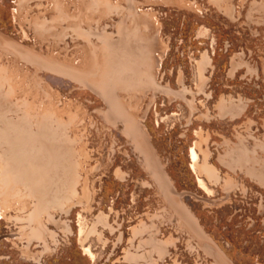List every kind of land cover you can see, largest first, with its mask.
<instances>
[{
    "label": "rangeland",
    "instance_id": "374dc122",
    "mask_svg": "<svg viewBox=\"0 0 264 264\" xmlns=\"http://www.w3.org/2000/svg\"><path fill=\"white\" fill-rule=\"evenodd\" d=\"M200 23L228 36L206 0H0V264H214L184 218L264 264V80L199 64Z\"/></svg>",
    "mask_w": 264,
    "mask_h": 264
},
{
    "label": "crops",
    "instance_id": "0c3cea01",
    "mask_svg": "<svg viewBox=\"0 0 264 264\" xmlns=\"http://www.w3.org/2000/svg\"><path fill=\"white\" fill-rule=\"evenodd\" d=\"M206 2L213 11L224 17L228 36L218 47L214 29L210 25L200 23L194 29V37L203 44L198 58L199 64L212 63L213 55L215 56L217 50H221L226 53L224 75L227 81H235L236 79L264 80V0H206ZM133 34L137 35L136 33ZM203 70L205 69L203 68ZM133 72L135 73V71ZM238 94L237 92L236 95ZM239 102H241L239 99L231 98L229 100L231 106L216 107L215 116L229 119L243 117L246 107H235ZM248 124V118L242 119L237 124V129L232 136H239L240 141H242L248 136L246 134L248 133L246 127ZM191 147L195 151L197 160L198 152L193 146ZM60 189L57 188L56 193ZM53 199L56 200V197ZM184 220V223L189 224V231L197 239L203 254L211 257L214 264H233L211 242V239L198 224H195L190 218H184Z\"/></svg>",
    "mask_w": 264,
    "mask_h": 264
},
{
    "label": "bare ground",
    "instance_id": "6f19581e",
    "mask_svg": "<svg viewBox=\"0 0 264 264\" xmlns=\"http://www.w3.org/2000/svg\"><path fill=\"white\" fill-rule=\"evenodd\" d=\"M81 4H82V3H81ZM81 6H82V5H81ZM84 8H85V6H84ZM84 8H83V9H84ZM68 22H69V21H68ZM34 66H35V65H34ZM106 71H107V70H106ZM104 74H105V73H104ZM83 75H85V74H83ZM86 75H87V74H86ZM87 76H89V75H87ZM102 77H103V76H102ZM103 78H104V77H103ZM130 79H131V78H130ZM2 81H3V80H2ZM127 82H128V81H127ZM22 112H23V111H22ZM5 114H6V111H5ZM23 114H24V113H23ZM46 114H47V113H46ZM2 115H3V113H2ZM17 115H18V114H17ZM5 116H6V115H5ZM5 116H4V117H5ZM6 117H7V116H6ZM49 118H50V117H49ZM47 119H48V118H47ZM1 120H2V119H1ZM9 120H11V119H9ZM43 120H46V119H43ZM54 120H55V119H54ZM20 121H21V119L19 120V122H20ZM23 121H25V120H23ZM26 121H27V119H26ZM33 121H34V120H33ZM49 121H51V119L48 120V122H49ZM0 122H1V121H0ZM29 122H30V121H29ZM29 122H25V123H29ZM35 122H36V121H35ZM39 122H41V121H39ZM45 122H46V121H45ZM21 123H22V121H21ZM30 123H32V122H30ZM52 123H53V122H52ZM23 124H24V123H22V125H23ZM49 124H50V123H49ZM34 125H35V124H34ZM45 125H46V124H45ZM24 126H25V124H24ZM27 126H28V125H27ZM27 126H26V127H27ZM39 126H41V125H39ZM59 126H60V125H59ZM59 126H58V127H59ZM128 126H129V128H130V126H132L131 122H128ZM60 127H61V126H60ZM29 128H30V127H29ZM0 129H1V128H0ZM2 129H3V128H2ZM9 131H11V130H9ZM25 131H26V128H25ZM27 131H28V130H27ZM29 131H30V130H29ZM29 131H28V132H29ZM31 131H32V130H31ZM23 132H24V131H23ZM32 132H33V131H32ZM39 132H40V131H39ZM42 132H43V131H42ZM45 132H46V131H45ZM48 132H49V131H48ZM58 132H59V130L57 131L56 128H53V129H52V132L49 133V135H47V136H50L51 134H53L55 137L57 136V138L60 140L61 143H63L64 139H63L62 135L58 134ZM133 132H135V131H133ZM14 133H15V132H14ZM19 133H20V132H19ZM29 133H30V132H29ZM33 133H34V132H33ZM33 133H32V134H33ZM25 135H26V134H25ZM27 135H28V134H27ZM29 135H30V134H29ZM33 135H34V134H33ZM53 135H51V137H52ZM65 135H66V134H65ZM65 135H63V136H65ZM135 135H136V138H135V139H138V140H137L138 145L141 146V145H142L141 142L143 141V139H141V135L139 134L138 131H137V133H136ZM135 135L133 134V136H135ZM16 136H17V135H16ZM59 136H60V137H59ZM1 137H2V136H1ZM19 137H21V135H20ZM22 137H23V136H22ZM24 137H25V136H24ZM28 137H29V136H28ZM34 137H35V136H34ZM37 137H38V138H37ZM37 137H36L37 140H39V138H41V137H39V135H38ZM15 138H16V137H15ZM26 138H27V136H26ZM31 138L34 140L33 137H31ZM31 138H30V139L28 138V140H29V141L32 140ZM36 138H35V140H36ZM65 138H66V136H65ZM139 139L141 140V142H140ZM18 140L20 141L19 138H18ZM21 140H23V139H21ZM24 140H25V139H24ZM37 140H36V141H37ZM41 140H42V139H41ZM29 141H28V142H29ZM39 141H40V140H39ZM42 141H45V140H42ZM32 142H33V141H32ZM19 143H20V142H19ZM25 143H27V142H25ZM52 143H54V142H52ZM64 143H65V142H64ZM67 143H69V141H68ZM143 143H145V142H143ZM14 145H15V144H14ZM31 145H32V144H31ZM48 145H50V144H48ZM66 145H68V144H66ZM53 146H55V148L58 147L57 140H56V142H55V145L53 144ZM20 147H21V146H20ZM43 147H44V146H43ZM47 147H48V146H47ZM47 147H46V148H47ZM68 147H69V146H68ZM141 147H142V146H141ZM5 148H6V147H5ZM145 148H146V147H145ZM43 149H44V148H43ZM52 149H53V148H52ZM10 150L12 151V149H10ZM27 150H30V149H27ZM55 150H56V149H55ZM8 151H9V150H8ZM16 151H17V150H15V152H16ZM41 151H42V149H41ZM12 152H13V151H12ZM15 152L13 153V155L15 154ZM49 152H50V149H49ZM55 152H56V151H55ZM2 153H3V151H2ZM8 153H9V152H8ZM17 153H18V152H17ZM17 153H16V154H17ZM51 153H52V152H51ZM21 154H22V153H21ZM18 155H20V154L18 153ZM58 155H59V154H58ZM3 157H4V156H3ZM20 157H22V156H20ZM55 157H56V156H55ZM14 158H15V157H14ZM18 158H19V156H18ZM16 159H17V158H16ZM23 159H24V158H23ZM23 159H22V160L20 159L19 161H23ZM1 161H2V160H1ZM12 161H13V159H12ZM14 161H15V160H14ZM16 161H18V160H16ZM30 161H31V160H30ZM27 162H28V161H27ZM15 163H16V162H15ZM20 163H23V162H19V164H20ZM29 163H30V162H29ZM49 163H50V162H49ZM5 164H6V163H5ZM12 164H13V163H12ZM39 164H40V163H39ZM6 165H7V164H6ZM28 165H29V164H28ZM12 167H13V165H12ZM12 167H11V168H12ZM25 167H26V166H25ZM47 167H49V166H47ZM4 168H6V167H4ZM9 168H10V167H9ZM11 168H10V169H11ZM34 168H35V167H34ZM45 168H46V167H45ZM45 168H44V169H45ZM49 168H50V167H49ZM51 168H52V167H51ZM7 169H8V167H7ZM1 170H2V169H1ZM18 170H19V169H18ZM48 171H49V170H48ZM1 172H2V171H1ZM4 172H5V171H3V173H4ZM7 172H8V170H7ZM7 172H5V173H7ZM11 172H12V171L10 170L9 173H11ZM17 173H18V172H17ZM36 173H37V172H36ZM46 173H47V172H46ZM24 174H25V173H24ZM24 174H23V175H24ZM29 174H31V173H29ZM54 174H55V173H54ZM3 175H4L5 177H2V178L5 179V178L7 177V175H8V173H7V175H5V174H3ZM30 176H31V175H30ZM44 176H46V175H44ZM13 177H14V176H13ZM18 178H19V176H18ZM18 178H17V179H18ZM20 178H21V177H20ZM27 178H28V177H27ZM4 179H3V180H4ZM44 179H45V178H44ZM49 179H50V178H49ZM7 180H8V177H7ZM23 180H24V179H23ZM28 180H29V178H28ZM30 180H31V179H30ZM12 181H13V180H12ZM32 181H33V179H32ZM48 181H49V180H48ZM2 182H4V181H2ZM5 182H6V180H5ZM7 182H9V181H7ZM25 182H26V180H25ZM29 182H30V181H29ZM51 182H52V181H51ZM44 183H45V182H44ZM49 183H50V181H49ZM6 184H8V183H6ZM6 184H5V185H6ZM50 185H51V184H50ZM28 186H29V185H28ZM45 186H46V185H45ZM31 188H32V187H31ZM31 188H30V189H31ZM43 188H44V187H43ZM29 191H30V190H29ZM31 191H32V190H31ZM7 194H8V193H7ZM5 195H6V194H5Z\"/></svg>",
    "mask_w": 264,
    "mask_h": 264
}]
</instances>
